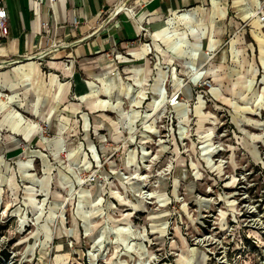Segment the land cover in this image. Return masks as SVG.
I'll list each match as a JSON object with an SVG mask.
<instances>
[{
	"label": "rangeland",
	"instance_id": "rangeland-1",
	"mask_svg": "<svg viewBox=\"0 0 264 264\" xmlns=\"http://www.w3.org/2000/svg\"><path fill=\"white\" fill-rule=\"evenodd\" d=\"M257 11L227 6L206 55L179 26L145 72L117 74L102 115L22 114L44 146L14 138L27 152L0 162V264H264Z\"/></svg>",
	"mask_w": 264,
	"mask_h": 264
},
{
	"label": "crops",
	"instance_id": "crops-1",
	"mask_svg": "<svg viewBox=\"0 0 264 264\" xmlns=\"http://www.w3.org/2000/svg\"><path fill=\"white\" fill-rule=\"evenodd\" d=\"M258 2L58 0L51 7L45 0H5L9 33L0 35V162L27 152L14 138L29 148L44 146L33 127L24 130L19 125L22 114L50 121L61 108L60 113L73 118L81 113L102 115L110 108L104 99H113L117 93L120 97L117 74L145 72L151 67L150 59L158 57L155 52L162 50L163 42L171 47L179 26L185 28L180 37L185 48L206 55L200 42L210 41L214 49V23L225 16L226 7L244 12ZM203 18L209 23L205 36L194 27L202 24ZM44 22H49L50 30L44 29ZM254 30L264 38V23L259 19ZM252 36L261 52L264 40L253 32ZM120 54H126L128 60L119 59ZM133 89L138 86L134 84ZM7 92L9 99L2 95ZM25 169L31 171L32 167Z\"/></svg>",
	"mask_w": 264,
	"mask_h": 264
},
{
	"label": "built area",
	"instance_id": "built-area-1",
	"mask_svg": "<svg viewBox=\"0 0 264 264\" xmlns=\"http://www.w3.org/2000/svg\"><path fill=\"white\" fill-rule=\"evenodd\" d=\"M45 1H47V3L52 7V5L58 0ZM124 9L130 12L129 8ZM0 13H2V15H0V35L6 37L9 33V16L5 5V0H0ZM256 17L260 20V22L264 23V0H259L258 2V11L256 13ZM76 24H78V22H76ZM42 26L46 30L51 29V25L49 24V22H44Z\"/></svg>",
	"mask_w": 264,
	"mask_h": 264
},
{
	"label": "trees",
	"instance_id": "trees-1",
	"mask_svg": "<svg viewBox=\"0 0 264 264\" xmlns=\"http://www.w3.org/2000/svg\"><path fill=\"white\" fill-rule=\"evenodd\" d=\"M3 256H5V258H8V257H9V255H8V254H4Z\"/></svg>",
	"mask_w": 264,
	"mask_h": 264
},
{
	"label": "bare ground",
	"instance_id": "bare-ground-1",
	"mask_svg": "<svg viewBox=\"0 0 264 264\" xmlns=\"http://www.w3.org/2000/svg\"><path fill=\"white\" fill-rule=\"evenodd\" d=\"M212 11H213V10H212ZM252 16H253V17H256V13H253Z\"/></svg>",
	"mask_w": 264,
	"mask_h": 264
},
{
	"label": "snow or ice",
	"instance_id": "snow-or-ice-1",
	"mask_svg": "<svg viewBox=\"0 0 264 264\" xmlns=\"http://www.w3.org/2000/svg\"><path fill=\"white\" fill-rule=\"evenodd\" d=\"M0 15H2V13H0Z\"/></svg>",
	"mask_w": 264,
	"mask_h": 264
}]
</instances>
